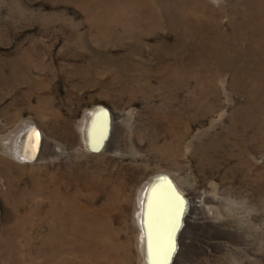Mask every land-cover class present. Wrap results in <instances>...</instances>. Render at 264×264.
Returning a JSON list of instances; mask_svg holds the SVG:
<instances>
[{"label": "rangeland", "instance_id": "obj_1", "mask_svg": "<svg viewBox=\"0 0 264 264\" xmlns=\"http://www.w3.org/2000/svg\"><path fill=\"white\" fill-rule=\"evenodd\" d=\"M163 176L172 264H264V0H0V264H150Z\"/></svg>", "mask_w": 264, "mask_h": 264}, {"label": "bare ground", "instance_id": "obj_2", "mask_svg": "<svg viewBox=\"0 0 264 264\" xmlns=\"http://www.w3.org/2000/svg\"><path fill=\"white\" fill-rule=\"evenodd\" d=\"M93 117H97L96 125H93ZM88 118L91 121L85 126V138L101 148L110 139L111 117L105 111L91 110ZM187 209V199L176 190L170 177H153L146 182L141 192L138 218L143 251L150 264H172L176 259L178 235Z\"/></svg>", "mask_w": 264, "mask_h": 264}, {"label": "water", "instance_id": "obj_3", "mask_svg": "<svg viewBox=\"0 0 264 264\" xmlns=\"http://www.w3.org/2000/svg\"><path fill=\"white\" fill-rule=\"evenodd\" d=\"M99 148V147H98Z\"/></svg>", "mask_w": 264, "mask_h": 264}]
</instances>
